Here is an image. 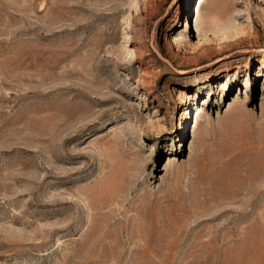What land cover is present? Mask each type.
<instances>
[{"label": "rangeland", "instance_id": "374dc122", "mask_svg": "<svg viewBox=\"0 0 264 264\" xmlns=\"http://www.w3.org/2000/svg\"><path fill=\"white\" fill-rule=\"evenodd\" d=\"M199 1L0 0V264H264V0Z\"/></svg>", "mask_w": 264, "mask_h": 264}, {"label": "bare ground", "instance_id": "6f19581e", "mask_svg": "<svg viewBox=\"0 0 264 264\" xmlns=\"http://www.w3.org/2000/svg\"><path fill=\"white\" fill-rule=\"evenodd\" d=\"M197 1V0H196ZM205 2V0H200L199 1V6H198V8H197V11H199L200 10V7L202 6V4ZM195 22H197V19H196V21ZM223 58L224 57H222V56H220V57H217V59H213V63H218V62H220V61H222L223 60ZM169 158H171V157H169ZM170 160V159H169Z\"/></svg>", "mask_w": 264, "mask_h": 264}]
</instances>
